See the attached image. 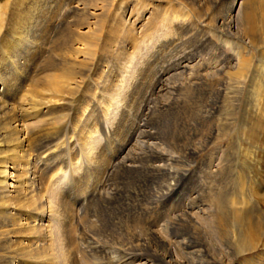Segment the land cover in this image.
<instances>
[{"label": "rangeland", "instance_id": "obj_1", "mask_svg": "<svg viewBox=\"0 0 264 264\" xmlns=\"http://www.w3.org/2000/svg\"><path fill=\"white\" fill-rule=\"evenodd\" d=\"M257 1L264 4V0ZM10 2L12 0H0V33L5 31L6 19L12 11ZM110 2V0H50L49 4L47 3L49 5L48 8H50V5L55 6L46 15L45 33L41 34L39 39L38 35L35 34L34 38L37 37L39 42H43L46 45L51 44V42L56 43L62 48L61 53L75 63L79 60L84 61L85 66L90 69V76H82L79 73V65H77V69H74L73 73L66 78L67 71L60 69V66L49 68L43 62V58H51L50 52H40L36 55L31 53L29 57L37 59L39 62L38 68L35 72L30 73L29 79L21 82L17 94L21 95L23 93V87L45 85L48 78L54 74L61 78V81H59L61 90L65 91L67 86L68 89L69 87L74 88L72 91L76 101L70 106L69 110L66 108L62 110L61 108L63 107L59 106L60 104H54L55 106L52 107L58 110L51 117V120L56 124L55 126L58 127V131H55L58 136L57 144L59 146H57L59 148L62 147V152L66 154L67 146L63 144L68 142V138H73L74 142L79 138L77 133L74 132L76 126L81 123L85 127L89 126L85 119L89 113V108H91L90 105L96 102L92 98L93 93H97L94 85L96 84L97 76L101 74L104 65H106L105 58L108 57L99 48L102 40L104 41L107 35L111 38L114 37L117 32L116 29H118V23L123 24L122 19L128 20V12L133 7V16L136 8L140 9L137 12L141 14L138 19L141 20L139 23H136L138 20L134 19V17L131 19L132 27L134 28L147 17V13L152 8H155L158 13L160 11L171 12L173 8L179 9L180 13L183 14V19L187 20L191 27L190 30L175 32L165 21H156L153 28L146 32L142 41L139 42L136 54L126 61L123 60L126 65V71L123 70L122 73L123 84L124 87L129 84L127 86H130V88L126 95L122 92L117 97V105H122L128 98L127 104L131 112L125 123L120 128L116 127L117 122H119V115L117 114L119 112L114 113V118H110L112 119L111 121L108 120V117L103 120L100 115L101 126L89 132L90 137L94 136L91 139L95 142L97 141L99 145V147L97 144L95 145L96 156L103 158V162L95 177L96 183L91 184L90 188L88 187L94 194L89 206L98 208L100 214L106 210V203L121 197L125 191L131 188L130 181L125 186L113 187L112 181L109 180L111 175L108 178L105 176L112 165L115 164L114 167H116L118 160L120 161L125 157L128 162L136 165L132 164V169H134L135 173L134 175L130 173V178L132 177V180H134V197L138 194L137 200L140 199L137 203H140L142 207H151L160 200V196L165 190L164 188L156 189V185L142 188V194L146 198L144 196L142 198V195L139 196L138 192L140 191L138 185L147 184L144 179L148 174L146 158L149 154H145L148 149L144 147L142 139L139 138L140 134L137 127L145 120L147 121V119L151 123V129L159 137L158 142H161L159 148L172 155H179L177 157L178 161L172 162V165L170 164L169 166L173 175L178 176L179 173L182 174L183 172L189 175L180 181L179 187L181 188L177 190V193H171L170 198L166 199L167 203L165 206L161 204L162 207L164 206L159 214L162 219L157 225L153 226L152 237L147 236L143 244L138 245V248L137 246L135 247L134 254H130L132 257L126 256V258L121 251V243L115 238L100 232L99 228L104 226V221L100 218V215L97 213L92 215L84 210H78L76 200L78 201L79 197L73 193L68 194L67 191L63 192L69 179L66 177L67 173L64 175L60 174L57 177L59 178V184L55 189L58 191L57 194L59 195L60 193L64 199L69 198L67 201L73 209L74 217L70 224V232L74 246L69 258L64 261L65 253L60 252L62 254L60 255L58 249L69 248L66 246V237L56 221H49L53 225L50 230L49 240L53 243V252L57 251L54 264H138L146 259H160L164 255H167L165 258L171 260H169L171 264H264V246H260L252 252L237 251V248L232 243H229L233 230L231 228L232 224L229 223L231 218L228 219L229 215L227 216L226 221L228 223L226 221V223H222L219 220L221 212L227 215L231 211L226 206V204H229V198L239 199L240 195L236 194L240 193H237L232 187L237 186L241 182L243 183L244 180H246V183H243L246 186L244 190L248 189V195L252 196V198L254 197L251 205L257 203L256 206L262 209L257 208L260 211L251 212L257 214L260 220H264L263 93L260 92L261 94H258L260 96L257 98L258 95L254 89L246 91L243 88L240 89V92V90L228 88L222 101L218 102L220 104L218 110L214 111L210 106L214 97L215 87H218L221 82H233L234 79L230 75L233 73L234 67H224L221 63L223 56L230 52L227 46L217 51L213 46L211 47V44L202 43V31L204 30L208 32L206 34L213 42L225 40L224 36L221 37V40L218 38L221 35L220 33L216 37L215 34L206 30L207 28L203 27V25L205 26L203 21L205 23L208 22V16L212 14L214 16H217L218 13H220L218 16L225 14L228 1L183 0L182 3L179 0H117L113 8L110 7ZM121 2L120 14L113 18L116 6ZM76 5L82 7L83 11L78 10L80 8L75 7ZM254 6L255 13L259 14L261 11L260 4L259 6ZM235 9L236 5L232 7L231 12H234ZM91 16L93 19H90ZM256 21H259V16ZM86 33L89 36L88 40H92L93 35L99 38L98 43L89 44L82 41L83 44L74 41L79 34L84 35ZM32 34H30V37ZM45 34L47 35L45 36ZM173 36H181L178 43L175 41L176 39L173 42L169 40V37ZM120 45L121 49H123L121 43ZM179 59L189 62V66L185 69L178 68L170 72L164 71L167 67H171V63ZM221 66L224 68L219 71ZM259 77L262 76L260 75ZM156 82H159L157 87L153 86ZM43 94L48 98L57 100L62 93L55 97L50 95V93ZM64 95L63 93L62 96ZM93 109L97 118V115L99 116L102 110L98 106ZM257 111L260 113V124L255 128V137L249 138L245 127L249 125L247 122L250 121L251 117H256L259 114ZM244 120L246 122L242 124ZM64 122L68 123V126L63 127ZM186 123L191 124L187 126ZM210 127H216L217 135L206 141ZM107 130H110L109 136L112 135L109 138L105 137ZM176 137L180 140H178L179 144L176 149L172 145L168 146L164 143V140H169L173 143ZM185 137L188 139L186 140ZM79 139L80 143H82L81 137ZM188 145L195 151L194 154L193 152L187 154L184 152L182 147ZM80 147L78 144V150ZM74 156L78 161L80 158L79 152L74 153ZM65 157L67 158L66 155ZM72 161L74 162V160ZM58 167L66 168V166L58 164L55 169ZM176 170L179 172L178 174L174 172ZM211 170L213 173H209ZM238 173L244 174L245 178L243 180L239 179ZM164 177L166 178V176L159 175L157 180L161 182L165 179ZM105 178H107L106 181ZM100 181L105 182L104 184L101 183V185L97 183ZM194 184H199L201 187L195 195V198L197 196L196 199H192L189 194H178L181 191L185 193L187 187V191H189ZM182 187L185 189L183 190ZM226 187L231 192H229L230 194H228L224 204L217 205L213 200L212 193L220 192ZM82 190L83 187L81 188ZM178 195L179 198H177ZM194 201L197 203L195 204ZM220 206H222L221 209L219 208ZM104 219H106V215ZM113 220L115 221V219ZM147 225L149 224L147 223ZM140 258L143 259L139 260ZM52 259L53 257H48L45 260L51 263ZM149 264H153V262Z\"/></svg>", "mask_w": 264, "mask_h": 264}, {"label": "bare ground", "instance_id": "obj_2", "mask_svg": "<svg viewBox=\"0 0 264 264\" xmlns=\"http://www.w3.org/2000/svg\"><path fill=\"white\" fill-rule=\"evenodd\" d=\"M47 1L49 2L50 0H12L10 2L12 11L6 19L5 31H1L2 33H0V264H54L57 255L55 253L57 251L53 252V243L49 240L50 230L53 227L49 223L51 220L56 221L60 230H63L67 241L66 246L69 247L68 249L59 248L58 252L59 254L60 252L65 253L64 261L69 258L74 246L70 232V224L74 217L73 209L67 201L69 198L64 199L60 193L59 195L57 194L58 191L55 189L59 184V178L57 177L60 174H68L66 177L69 181L67 186L64 187L63 192L67 191L68 194L73 193L79 197L78 201L76 200L78 210H84L92 215L99 214L98 208L89 206L94 198V194L88 187L96 183L95 177L103 162V158L96 156L95 145H98V143L92 140L94 136L90 137L89 132L101 126L102 120L100 119V115L103 120L108 117V120L111 121L114 118V113L119 112L117 113L119 115L117 128H120L125 123L127 117L130 116L131 110L127 104V97L126 100L124 99L125 101L122 105H117V97L122 92L126 95L130 88V86H127L129 84L126 85L127 87H124L123 84L122 73L123 70L126 71V65L123 60L126 61L136 54L139 42L142 41L146 32L153 28L156 21H165L175 32L191 29L187 20L183 19L184 17L180 13L181 11L176 8H173L171 12L160 11V14L155 8H152L147 13V17L134 28L132 27L131 19L134 17V19L138 20L141 14L137 12L140 9L136 8L133 16L132 12L134 11V7L131 8L128 12V20L122 19L123 24L118 23V29L115 28L117 32L114 37L111 38L107 35L104 41L102 40L99 48L108 57L105 58L106 65H104L101 74L97 76L96 84L94 85L97 93H93L92 98L96 102L94 101L95 103L90 105L91 108H89V113L85 119L89 126L85 127L82 123L76 126L74 132L77 133L79 138L81 137L82 143H80L79 138L75 142L73 138H68V142L63 144L67 146L65 154L62 152V147L59 148L57 144L58 136L55 131H58V127L55 126L56 124L51 120V117L58 110L52 107L55 106L54 104H60L59 106L63 107L61 108L62 110L64 108L69 110L70 106L76 101V97L72 91L74 88L69 87L68 89L67 86L65 91L61 90V85L59 84L61 78L54 74L48 78L45 85L30 86L29 88L23 87V93L21 95L17 94L21 82L29 79L30 73L35 72L38 68L39 62L37 59L29 57L31 53L36 55L40 52H50L51 58H43V62L49 68L60 66V69L67 71L66 78L73 73L74 69H77V65H79V73L82 76H90V69L85 66L84 61L79 60L75 63L61 53L62 48L56 43L51 42V44L46 45L43 42H39L37 37L34 38V36L38 35L39 39L40 35L45 33L46 15L55 6L50 5V8H48ZM110 1V7L113 8L117 0ZM179 1L182 2L183 0ZM227 1L228 7L225 14L219 16L218 14L220 13L217 16L212 14L208 16V22L205 23L203 21L205 24L203 27H206V30L212 32L215 36L220 33L221 35L218 38L221 40V37L224 36L225 40L213 42L208 38L207 31L204 30L202 31V43L205 42L204 44H206L207 42L211 44V47L213 46L217 51L227 46L230 52L224 56L222 55L223 61L220 62L224 67H234V71L230 75L234 79L233 82H221L218 87H215L214 97L212 101L210 100V106L214 111L220 107L218 102L222 101L228 88L237 91L243 88L246 91L254 89L257 95L263 93L264 99V4L257 0ZM122 2L117 4L113 18L120 14L119 10L121 9ZM77 5L75 7L83 11L82 7H78ZM234 5H236V9L234 12H231ZM254 5L261 8L259 14L255 13ZM258 16L259 21L257 22L256 18ZM90 19H93L92 16ZM91 21L93 22V20ZM140 21L138 20L136 23ZM114 27L116 26L114 25ZM30 34H32L31 37ZM87 35V33L84 35L79 34L74 41L89 44L98 43L99 38L95 37V35L92 34V40H88L89 36ZM180 38L181 36H173L169 37V40L173 42L176 39L175 41L178 43ZM120 43L123 49H121ZM106 55L104 56L106 57ZM188 63L186 60H175L171 63V67H167L164 71L170 72L178 68L185 69L189 66ZM224 67L221 66L219 71ZM260 75L262 77H259ZM157 83L159 82H156L153 86L157 87ZM43 93H50L54 97L60 93H64L65 95L62 96L61 94L59 99L54 100L44 96ZM96 106L102 110V113L99 116L97 115V118L93 111V108ZM257 113L259 112L257 111ZM259 115L260 113L256 117H249L250 121L247 122L249 125L245 127L249 138L254 136L256 126L260 124ZM149 122L147 119V121L145 120L137 127L140 134L139 138L142 139L144 147L148 149L145 154H149H147L148 157L146 158L148 174L144 179V182L147 181V184L142 183L138 185L140 190L138 192L139 196L142 195V198L143 196L146 198L142 194V188L156 185V189L164 188L165 190L164 192L162 191L160 200L158 202L155 201L156 203L151 207H142L140 203H137L140 199L137 200L138 194L134 197V180H132V177L130 178V173L133 175L135 173L134 169H132V164L134 165V163L128 162L126 157L120 161L118 160L116 167H114L115 164L112 165L105 175L107 178L111 175L109 180L112 181L113 187L125 186L129 181L131 184V188L125 191L121 197L116 198L117 201L115 199L113 200L115 202L106 203V210L99 214L100 218L104 221V226L99 228L100 232L111 236V238H115L121 243V251L125 254L124 257H132L130 254H134L135 247L137 246L138 248V245L143 244L147 236L152 237V233L154 232V229H152L153 226L157 225L162 219L159 214L167 203L166 199L170 198L171 193H177V190L181 188L179 187L180 181L189 175L186 172L181 174L177 170V172H174L176 174L179 173V175H173L169 166L172 162L178 161L177 157L179 155H172L165 150L163 151L162 148H159L161 142H158L159 137L151 129L152 126ZM245 122L244 120L242 124ZM191 123H186V125L189 126ZM66 126H68V123L66 124L64 122L63 127ZM216 130V127H210L209 135L206 136L205 140L208 141L215 137L217 135ZM109 134L110 130H107L105 137L109 138L112 136H109ZM89 138L90 140H88ZM178 140L176 137L174 141L172 140L173 143L169 140H164V143L168 146L172 145L176 149L179 144ZM183 143L185 142L183 141ZM78 144L81 146L79 150L77 148ZM182 149L186 154L189 152H193L194 154L195 152L189 145L182 147ZM76 152H79L80 155L78 161L74 156ZM58 164L61 166L64 165L66 168L62 169V167H58L55 169ZM212 170L209 173H213L214 170ZM149 174L151 175L149 176ZM159 175L166 176V178L164 177L165 179L160 182V180H157ZM107 178H105V181ZM238 178L243 180L245 178L244 174L238 173ZM105 181L97 183L104 184ZM245 181L243 182L244 184L246 183ZM243 183L241 182L237 186L232 187L237 193H240L236 194L238 196L240 195L238 197L239 199L229 198V204H226V206L231 211L227 215L221 212L219 220L224 223L229 215L230 217L228 216V219L231 218V222L229 223L232 224L231 228H233L229 243H232L239 252H252L260 246H264V220H260L257 214L251 212L262 209L256 206L257 203L251 205L254 197L252 198V196L248 195V189H245L246 191L244 190L246 186ZM82 187L83 192L81 191ZM200 188L199 184H194L193 188L189 191H187L188 187L187 189L182 187L183 190L185 189V193L181 191L178 194H189L192 196V199H196L197 196L195 198V195ZM229 192L231 191L227 187L220 192H214L212 193L213 200L217 205H222L225 199H227L228 194H230ZM177 198H179V195ZM161 204H164V206L162 207ZM221 207L219 208L221 209ZM105 215L106 219H104ZM226 222L228 223V221ZM147 223L149 225L146 226ZM137 251L139 250L137 249ZM165 256L167 255L161 256L160 259H146L138 264H149L150 262H153V264H171L169 263L170 259L168 260ZM48 257H53L51 263L45 260ZM141 259L143 258L139 260Z\"/></svg>", "mask_w": 264, "mask_h": 264}]
</instances>
